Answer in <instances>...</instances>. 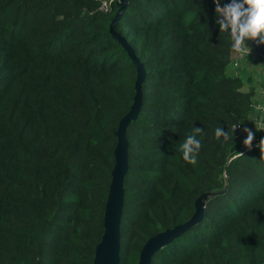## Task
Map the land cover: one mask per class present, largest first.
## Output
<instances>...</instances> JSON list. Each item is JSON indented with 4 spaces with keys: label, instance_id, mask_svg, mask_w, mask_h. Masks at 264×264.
<instances>
[{
    "label": "trees",
    "instance_id": "trees-1",
    "mask_svg": "<svg viewBox=\"0 0 264 264\" xmlns=\"http://www.w3.org/2000/svg\"><path fill=\"white\" fill-rule=\"evenodd\" d=\"M119 9L0 0V264H94L138 79L110 32ZM215 21L214 0H127L115 26L146 71L126 133L119 264H138L150 239L192 221L203 195L201 220L150 264H264V160L232 131L253 114L257 89L227 73L235 52ZM194 127L204 130L196 166L176 150Z\"/></svg>",
    "mask_w": 264,
    "mask_h": 264
},
{
    "label": "water",
    "instance_id": "water-1",
    "mask_svg": "<svg viewBox=\"0 0 264 264\" xmlns=\"http://www.w3.org/2000/svg\"><path fill=\"white\" fill-rule=\"evenodd\" d=\"M127 5V0H120V9L118 10L110 27L111 34L124 46L132 59L134 65L137 68L138 79L136 82V95L134 98V104L131 111L120 121L119 128L116 133L118 138L117 147L115 150V167L112 173V183L110 186V193L106 205L105 213V234L102 243L97 248L94 264H119L120 250H121V216L122 207L124 203V180L128 170V140L127 129L129 124L136 120L142 106V84L146 77V71L143 64L135 55L132 47L125 38L120 36L115 26L122 17ZM203 195L197 201V214L196 217L189 223L175 228L174 230L163 233L157 237L150 239L143 247L140 254V260L138 264H150L151 257L159 250L166 247L173 240L183 234L186 230L197 224L203 217V211L198 205Z\"/></svg>",
    "mask_w": 264,
    "mask_h": 264
},
{
    "label": "clouds",
    "instance_id": "clouds-1",
    "mask_svg": "<svg viewBox=\"0 0 264 264\" xmlns=\"http://www.w3.org/2000/svg\"><path fill=\"white\" fill-rule=\"evenodd\" d=\"M216 24L219 25L221 33H228L231 37V50L236 53H242L247 47V40L259 38L258 43L264 44V0H230L229 3L221 4V0H214ZM248 48V47H247ZM249 49V48H248ZM243 133L245 138L243 145L251 150L256 133L248 127H244ZM204 134V130L194 127L188 133L183 141H180L176 150L182 154L183 161L192 166L198 164V154L202 148V141L198 137ZM215 138L223 142L230 140L229 131L222 127L215 128ZM260 150V159L264 160V136L255 144ZM245 155L244 152L238 151L232 159L237 156Z\"/></svg>",
    "mask_w": 264,
    "mask_h": 264
},
{
    "label": "rangeland",
    "instance_id": "rangeland-1",
    "mask_svg": "<svg viewBox=\"0 0 264 264\" xmlns=\"http://www.w3.org/2000/svg\"><path fill=\"white\" fill-rule=\"evenodd\" d=\"M247 52L250 53V50L247 49ZM231 63L228 65L227 73L229 75H234V76L240 75L243 78V80L245 82V86L243 88V92H247L249 90L250 85L253 84L256 87L257 91H260L259 93H261V96L264 97V66H263V64L262 63H259L258 64L257 62H255L253 64V62H252V64H250L251 66H247V64H249V62H247V63L243 64L242 67H240L239 69H237V67H235V65H233ZM256 67H259V69L257 70ZM249 80H252V83H250ZM257 94H258V92H257ZM262 97L259 98V101L256 100V102L263 103L264 100L262 99ZM256 112H257L256 110L253 111V114L250 117L251 118H254V116H256L255 115ZM248 126H250V125H248ZM256 159H260V155H257V158ZM241 182L242 181H239L237 183L236 188L234 190H232V192H230L231 199L235 197V194L238 191V189H239V187L241 185ZM227 201H228L227 198L224 199V200H221V201L220 200H218V201H212L211 202V207H216L217 208L220 205L226 204ZM198 205L201 207L200 208L201 209V212L203 211V213H204L205 210H206V208H207L208 203L203 198V200L200 201Z\"/></svg>",
    "mask_w": 264,
    "mask_h": 264
},
{
    "label": "built area",
    "instance_id": "built-area-1",
    "mask_svg": "<svg viewBox=\"0 0 264 264\" xmlns=\"http://www.w3.org/2000/svg\"><path fill=\"white\" fill-rule=\"evenodd\" d=\"M100 9L107 13L109 12V4L107 2H103ZM249 46H251L253 48V50H250V53L247 52V47L244 48V51L242 53H236L234 54L233 58H232V63L233 65H235V67H237V69H239L241 66H242V63L247 59V57L249 56H253V57H261L258 53V51L256 50L257 48V44L256 42L253 40V39H248L247 40ZM250 125V126H248ZM244 127H248V128H251L255 133H256V138H255V142H254V145L252 147L253 148H256L255 147V144L259 142L260 138H261V133L264 132V122L261 123V121L258 119V118H251L244 124H235L232 126V131L234 132L235 136L237 138H239L242 143H243V140L245 138V134L243 133V128ZM244 149L246 151H249V149H247L245 146H244ZM251 149V150H252Z\"/></svg>",
    "mask_w": 264,
    "mask_h": 264
},
{
    "label": "crops",
    "instance_id": "crops-1",
    "mask_svg": "<svg viewBox=\"0 0 264 264\" xmlns=\"http://www.w3.org/2000/svg\"><path fill=\"white\" fill-rule=\"evenodd\" d=\"M247 43V46H248V48H250L251 50H253V48L251 47V46H249V44H248V42H246ZM247 62H249V64H247V66H251L250 64H252V62H253V64L255 63V62H257L258 64L259 63H262L263 64V66H264V60L260 57H253V56H249V57H247V59L242 63V65L243 64H245V63H247ZM242 67V66H241ZM254 67V66H253ZM257 68V70L259 69V67H256ZM258 92V94L256 95V97L254 98V111L256 110L257 112H256V116H254V118L253 119H255V118H257L258 117V119L261 121V123H263L264 122V102L263 103H261V102H256V100L257 101H259V98H261L262 96H261V93H259L260 91H257ZM258 96V97H257ZM262 99L264 100V97H262ZM262 100V101H263Z\"/></svg>",
    "mask_w": 264,
    "mask_h": 264
}]
</instances>
